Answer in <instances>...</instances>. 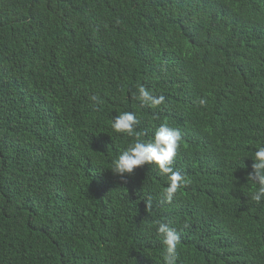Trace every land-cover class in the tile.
Returning a JSON list of instances; mask_svg holds the SVG:
<instances>
[{"label": "trees", "instance_id": "1", "mask_svg": "<svg viewBox=\"0 0 264 264\" xmlns=\"http://www.w3.org/2000/svg\"><path fill=\"white\" fill-rule=\"evenodd\" d=\"M125 111L181 133L170 203L154 165L111 171ZM260 146L264 0H0V264H164L160 222L176 264H264Z\"/></svg>", "mask_w": 264, "mask_h": 264}, {"label": "clouds", "instance_id": "2", "mask_svg": "<svg viewBox=\"0 0 264 264\" xmlns=\"http://www.w3.org/2000/svg\"><path fill=\"white\" fill-rule=\"evenodd\" d=\"M142 106L157 107L165 103L163 95L153 96L143 85L138 88L136 97ZM97 96L92 97L93 102H98ZM199 105L206 104L204 98L198 100ZM139 121L132 112H122L111 122V128L116 133H124L128 136H136V142L130 144L114 160L111 171L122 178L127 174L145 164L154 165L161 174L167 176L168 185L163 192V202L170 203L178 189L186 182L185 177L173 169V162L177 156V150L182 139L178 129L162 124L150 140L140 139V133L136 132ZM252 171L248 173L247 179L258 184V189L252 194V200L260 203L264 200V146H260L254 154ZM151 208V202L146 204ZM157 233L162 237L165 246L164 264H176L178 258L177 248L180 244V235L177 230L167 222H160Z\"/></svg>", "mask_w": 264, "mask_h": 264}]
</instances>
